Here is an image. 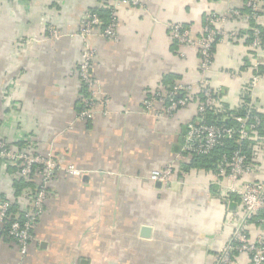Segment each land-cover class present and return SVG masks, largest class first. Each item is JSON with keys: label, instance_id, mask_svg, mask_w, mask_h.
<instances>
[{"label": "crops", "instance_id": "1", "mask_svg": "<svg viewBox=\"0 0 264 264\" xmlns=\"http://www.w3.org/2000/svg\"><path fill=\"white\" fill-rule=\"evenodd\" d=\"M246 1L0 0V139L33 143L83 171L57 173L28 254L1 238L0 264L215 263L242 215L240 200L232 194L228 205L210 170L180 174L190 160L182 145L196 105L170 113L158 100L151 109L143 101L168 74L176 75L175 83L198 88V49L176 45L170 23H181L199 37L208 15L242 9ZM111 5L118 37H90L101 94L92 117L83 119L78 114L79 18L91 7ZM261 14L264 27V0ZM243 25L233 17L226 23L210 81L222 93L220 110L240 107L247 96L249 105L264 113V71L249 87L255 69L264 66V45L256 57L246 35L232 39L230 32L246 29ZM51 27L58 39L50 35ZM252 162L255 172L248 178L261 180L264 141L254 146ZM167 164L177 170L169 187L150 179L153 169ZM17 171L0 161V197L14 191ZM247 232L252 239L264 234V223L250 220ZM235 264H250L249 255L237 254Z\"/></svg>", "mask_w": 264, "mask_h": 264}, {"label": "built area", "instance_id": "2", "mask_svg": "<svg viewBox=\"0 0 264 264\" xmlns=\"http://www.w3.org/2000/svg\"><path fill=\"white\" fill-rule=\"evenodd\" d=\"M124 4L137 5L138 0H119ZM261 2L262 0H247L246 5L250 7L249 13L242 12L237 7H232L226 12L206 17V23L203 26L202 34L199 37H193L190 29L181 23H170L168 25L170 36L176 45L193 46L198 49L201 58L199 71L200 77L196 85L200 91H203L204 101L198 106V116L187 124L182 151H188L195 154H209L213 148L221 145L225 139L238 135L239 139H251L253 134L259 129L262 118L257 115L236 116L237 125L226 127L224 125L209 124L202 114L207 107H214L218 101L215 97V89L211 85L210 73L213 64V48L218 43L219 38L227 35L225 28L230 17L240 19L244 24L251 27L253 31L252 48L259 50L261 47V38L263 36L261 24ZM110 23L102 28V20L97 13L85 12L81 16L79 28L76 35L82 40V50L77 65V74L81 82L88 86L91 93L90 98L84 99V109L79 114L83 119L92 117L94 100L101 94L98 87V79L94 74L93 65L96 58V50L90 43V37L98 34L101 37L117 39L118 19L116 12L112 13ZM256 23L251 26L250 22ZM50 35L58 39L60 33L57 29L51 27ZM236 32H230L233 37ZM183 55V52H181ZM257 65V63H256ZM260 75L255 73L250 77V89L255 87ZM195 89L194 84L177 83L171 90L161 87L153 96L144 99L143 103L147 109L154 107L156 100L166 102V110L173 113L181 107L190 104ZM106 97L105 103H108ZM167 112V113H168ZM26 147H10V144L0 139V160L9 165L16 166L17 179L25 181H35L34 188H24L17 194L16 189L7 196L0 197V235L4 228L5 220L14 216L11 212V206L14 203L25 201L30 192L33 193L32 209H26L23 215L14 216L13 221L8 227V236L14 239L22 255L28 252L30 241L34 238V228L37 220L45 212L47 200L51 194L50 187L59 171H64L73 175H81L83 171L74 165H63L52 151L32 153L29 145ZM227 161V162H226ZM225 162V163H224ZM228 166V170L226 167ZM255 172L253 164L248 163L246 156L239 150L235 151L228 162L224 157L219 169L217 183L222 190L223 195L230 205L234 194L240 200L242 215L234 228L231 237L222 249L216 255L214 264H235L237 254L246 253L250 257V264H264V234H259L252 239L247 232L249 221L261 215L260 221L264 223V177L261 180H250L248 177ZM175 170L172 164H167L162 168L153 169L150 179L169 187L174 180Z\"/></svg>", "mask_w": 264, "mask_h": 264}, {"label": "trees", "instance_id": "3", "mask_svg": "<svg viewBox=\"0 0 264 264\" xmlns=\"http://www.w3.org/2000/svg\"><path fill=\"white\" fill-rule=\"evenodd\" d=\"M240 10L242 12H245V13H249L251 11L250 7H248L247 5H245V7L240 9ZM85 12L97 13L102 20L101 26H102V28H104L110 23V20L112 18L111 17L112 13H114L116 11H115L114 6L111 5V6L91 7L88 10L84 11L83 13H85ZM83 13H82V15H83ZM81 16L79 18V23H80ZM237 20H238V18H237ZM79 23H78V28H79ZM205 23H206V18H205L204 24ZM250 25L255 26L256 23L251 21ZM185 27H187V26H185ZM245 28L246 29H242V30H234V32H236V35L233 36L234 38H232V39H236L240 36L246 35L247 36L246 42L249 43L252 47L253 31H252L251 27L248 25ZM263 31H264V27H262V32ZM261 41H262L261 46L263 47V45H264V33H263V36L261 38ZM216 45H217V43L215 44V46ZM215 46L213 48V54L215 52ZM253 50H254L253 52H254L255 56L257 57V51L258 50L256 51V49H254V48H253ZM200 61H201V58H200ZM200 61H199V65H200ZM199 65H198V73H199V77H200ZM258 69H259L258 71L255 69L254 74L255 73L260 74L261 72H263L264 66L259 65ZM175 77H176V75H174V74L165 75L162 79L163 85L159 86V88L156 89L155 91H152L149 95H147L146 98L153 97L162 86L165 87L167 90H171L175 84L183 83V82H176L175 83L174 82ZM78 79H79V77H78ZM79 81H80V92H79L80 98L78 99V102H79L78 114H80L81 111L84 109V106H85L84 99L90 98V96H91V93L88 91V86L86 84H84L83 82H81L80 79H79ZM215 92H216L215 97H216V100L218 101L217 105H215L214 107H210V108L207 107L205 112L202 114L204 119L209 124L224 125L226 127L236 126L237 123H236L235 117L236 116H246L248 113H250V115L260 116L262 118V123L259 126V129L253 134L251 139L249 138V139L241 140V139H239L238 135L236 134L232 138L225 139L221 145H218L215 148H213L209 154H195V153H191L188 151H185V152L182 151V154L189 156L190 160H189V162L182 164V166L180 167V174L184 173V172H188L193 168H202L205 170H210L211 172L216 174L217 177H219L220 164H221L224 157H227L228 162H229L230 159L232 158L234 152L239 150L243 155L246 156L247 162L252 164L253 163L252 162V155L254 152V146L256 144H262L264 141V113L258 111L256 108L249 105V101H248V100H250L249 97H247V96L245 97L244 103H242V105L240 107H237L235 109H228V107L225 106L224 110H220L218 106L221 104L219 102H220V97H221L222 93L220 90L218 91L216 89H215ZM190 101L191 102L188 106L195 104L197 109H198L199 104L202 101H204L203 91H200L199 88H197L196 90L194 89L192 97H190ZM159 104H163L166 106L168 104V101L160 102ZM188 106L181 107L179 109H184V108H187ZM179 109H177L176 111H178ZM198 114L199 113L197 110L196 117L198 116ZM196 117L193 118L192 120H195ZM89 118H91V117H89ZM89 118H85V119H89ZM192 120H190L186 123L185 131H184V139H185V134L187 132V124L189 122H191ZM19 144H20V146L19 145H10V147L21 148V147H26L25 145H29L32 153L42 152L39 150L38 146H35L33 143H28V144L24 143V145H23L20 142ZM4 164L7 165L8 163L4 162ZM8 166H11V165L8 164ZM226 169L228 170V166L226 167ZM174 170H175V172H177V170L175 168H174ZM14 186L16 189V193L19 194V193H21L22 189H24V188H27V187L28 188H34L36 186V183H35V181H25L22 179H16V181L14 182ZM50 192H51V189H50ZM32 196H33V193L30 192L25 201H21L19 203H14L11 206L10 209H11V212L14 213V216H18V214L23 215V213L25 212L26 209H29V210L32 209V207H33L32 206V201H33ZM45 211H46V209H45ZM261 215H257L255 217H253L252 219H254L256 217L259 218ZM14 216L8 217L5 220L4 228L1 231L0 239L1 238H6V239L9 238V242L14 243L19 248L18 243L14 239L9 237L8 233H7L8 227L10 226L11 222L13 221ZM41 217H39V219L37 220L36 226H37ZM36 226L34 229H36ZM33 241H34V238L32 241H30V244L28 246V251H29L30 246H31ZM27 254H28V252H27ZM234 254H238V253L234 252Z\"/></svg>", "mask_w": 264, "mask_h": 264}, {"label": "water", "instance_id": "4", "mask_svg": "<svg viewBox=\"0 0 264 264\" xmlns=\"http://www.w3.org/2000/svg\"><path fill=\"white\" fill-rule=\"evenodd\" d=\"M159 184H160V183H159ZM143 230H144L145 232H146V231H147V232L150 231V229H148L147 227H146V228L144 227Z\"/></svg>", "mask_w": 264, "mask_h": 264}]
</instances>
